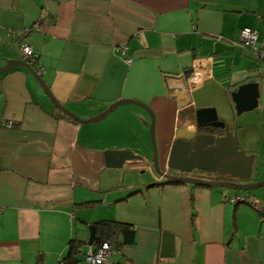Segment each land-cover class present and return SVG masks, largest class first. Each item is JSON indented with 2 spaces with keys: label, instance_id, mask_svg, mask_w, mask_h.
<instances>
[{
  "label": "crops",
  "instance_id": "1",
  "mask_svg": "<svg viewBox=\"0 0 264 264\" xmlns=\"http://www.w3.org/2000/svg\"><path fill=\"white\" fill-rule=\"evenodd\" d=\"M244 27L264 45V0H0V69L22 61L20 40L37 52L54 98L80 119L119 99L145 104L164 172L177 129L194 128V111L213 107L253 158L246 182L260 183L264 62L234 44ZM190 68L198 73L185 87L175 77ZM250 81L258 105L236 115L231 92ZM150 124L132 103L77 122L28 68L0 72V264H59L71 237L91 245L100 220L133 227V242L108 264H264V214L225 199L241 190L152 185L164 178L153 168ZM259 188L243 192L264 203ZM87 201L97 202L76 205Z\"/></svg>",
  "mask_w": 264,
  "mask_h": 264
},
{
  "label": "water",
  "instance_id": "2",
  "mask_svg": "<svg viewBox=\"0 0 264 264\" xmlns=\"http://www.w3.org/2000/svg\"><path fill=\"white\" fill-rule=\"evenodd\" d=\"M17 66L28 68L41 83L54 107L77 122H96L102 119L118 104H137L147 110L151 115L150 141L153 150V168L156 174L164 178L162 182H154L152 185L162 184L168 180H174L183 184L227 188L241 191H251L264 185V180L260 183L246 182L251 178L253 158L251 155L245 153L239 142L237 133L229 131L227 123L219 118L217 111L213 107H201L194 111V128L189 129L188 127L182 126L177 129L175 140L168 158V169L177 172L172 174L164 172L159 168L157 158L158 152L155 143L154 115L145 104L134 99H119L111 103L101 113L83 120L70 113L57 99L54 98L41 75H37L34 69L25 61H15L7 67L1 68L0 72L10 70ZM192 72L193 68L187 69L175 78L181 79L183 85H185V78ZM258 95L257 82L250 81L239 85L236 90L231 92L235 114L240 115L243 112L256 108L258 105ZM203 128H215L223 130L224 132L221 135H215L201 131ZM194 169L211 172L215 174L218 179L209 180L190 176L189 173ZM225 176H230L234 180H226ZM89 231L88 243H91L92 237L95 233V225L90 226Z\"/></svg>",
  "mask_w": 264,
  "mask_h": 264
},
{
  "label": "built area",
  "instance_id": "3",
  "mask_svg": "<svg viewBox=\"0 0 264 264\" xmlns=\"http://www.w3.org/2000/svg\"><path fill=\"white\" fill-rule=\"evenodd\" d=\"M13 37L18 38V35L13 33ZM256 41L257 31L249 27H244L240 30L239 37L234 41V44L241 47L254 48L257 53V57L264 62V45L261 47H256ZM18 49L22 60L31 66L37 75H42L44 68L39 63L37 52H35L30 45L20 40L18 42ZM118 49L123 51L125 49L124 44L119 45ZM197 71H195V68H193V75L198 73ZM197 76H199V74H197ZM188 81L189 77L187 76L185 78V87L188 86ZM225 199L233 204H248L261 214H264V203L255 196H251L248 192L241 191L227 194ZM117 250L119 249L115 246L112 240L103 241L97 247L88 245L84 254V262L87 264H108L109 256Z\"/></svg>",
  "mask_w": 264,
  "mask_h": 264
},
{
  "label": "trees",
  "instance_id": "4",
  "mask_svg": "<svg viewBox=\"0 0 264 264\" xmlns=\"http://www.w3.org/2000/svg\"><path fill=\"white\" fill-rule=\"evenodd\" d=\"M165 183L180 182L168 180ZM96 202L97 201H87L76 205L91 206ZM94 225L95 233L91 241V245L93 247L99 246L103 241L112 240L115 246L120 249L123 244L133 242V227L130 225L112 220H100L94 223ZM83 244L84 243L79 241L75 236L71 237L66 253L59 261L60 264H80L81 262H84V254L86 249L82 247Z\"/></svg>",
  "mask_w": 264,
  "mask_h": 264
},
{
  "label": "flooded vegetation",
  "instance_id": "5",
  "mask_svg": "<svg viewBox=\"0 0 264 264\" xmlns=\"http://www.w3.org/2000/svg\"><path fill=\"white\" fill-rule=\"evenodd\" d=\"M201 131L203 132H209V133H212V134H215V135H221L223 134V130H220V129H215V128H203ZM169 173H172V174H175L177 172L175 171H172V170H169L168 171ZM190 176H193V177H198V178H204V179H209V180H216L218 178H216L217 176L211 172H207V171H202V170H197V169H194L192 170L190 173H189ZM225 179H231V180H234L232 179L230 176H225ZM236 180V179H235ZM237 181V180H236ZM253 180H250L249 182L247 183H251ZM258 198V197H256ZM259 199V198H258ZM260 200V199H259ZM261 201V200H260Z\"/></svg>",
  "mask_w": 264,
  "mask_h": 264
},
{
  "label": "rangeland",
  "instance_id": "6",
  "mask_svg": "<svg viewBox=\"0 0 264 264\" xmlns=\"http://www.w3.org/2000/svg\"><path fill=\"white\" fill-rule=\"evenodd\" d=\"M149 137H150V130H149ZM151 142V141H150ZM157 158H158V155H157ZM158 165H159V162H158ZM259 169H258V171H259V177H264V167H263V165L262 164H260L259 165ZM264 180V179H263ZM258 189H260V188H258ZM258 189H254V190H251V192H256V190H258ZM250 195L251 196H255V197H257L256 195H254L253 193H250Z\"/></svg>",
  "mask_w": 264,
  "mask_h": 264
}]
</instances>
